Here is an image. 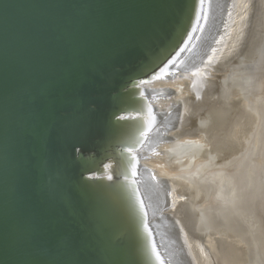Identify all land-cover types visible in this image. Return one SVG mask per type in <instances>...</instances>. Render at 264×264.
<instances>
[{
    "label": "water",
    "instance_id": "95a60500",
    "mask_svg": "<svg viewBox=\"0 0 264 264\" xmlns=\"http://www.w3.org/2000/svg\"><path fill=\"white\" fill-rule=\"evenodd\" d=\"M238 5L0 0V264H195L144 164L180 105L149 84L206 70Z\"/></svg>",
    "mask_w": 264,
    "mask_h": 264
},
{
    "label": "bare ground",
    "instance_id": "6f19581e",
    "mask_svg": "<svg viewBox=\"0 0 264 264\" xmlns=\"http://www.w3.org/2000/svg\"><path fill=\"white\" fill-rule=\"evenodd\" d=\"M252 2L239 0L228 40L221 51L209 56V62L204 65L208 68L199 71L200 77L196 73H184L177 79L149 84L155 89L170 88L172 91L156 101L160 111L180 105L175 123L170 124L165 137L157 141L155 155L144 160V164L154 171L160 183L167 181L169 184L167 189L173 197L167 213L179 224L195 264H245L250 252H257L252 229L258 228L246 225L244 213H247L248 221L260 223L261 231H257L264 238V136L261 145L258 143L259 156L252 152L257 147V134L264 119V74H255L258 83L248 90L241 76L231 87L224 84L229 73L224 74L222 85L218 83L220 79H215L217 72L227 71L230 61H224L236 53L248 30L244 47L257 44L250 65L264 52V0L256 1L258 8L252 14V26L248 28L249 16L255 8ZM260 63L264 65V56ZM202 87L207 90L205 88L200 98ZM238 97L241 101L237 102ZM239 148L236 157L227 156L231 159H222V163L216 160L221 159L220 156L233 155ZM214 159L221 164L214 167L216 162L208 163L209 167L206 162ZM249 166L254 169L253 176L250 175L252 180H249ZM224 174L228 188L226 195L231 193L236 200L231 203L222 197L225 188L220 187L223 193L221 191L222 195L218 196ZM187 225L194 228L196 234L193 235ZM263 238L260 248L264 254ZM256 264H261L258 257Z\"/></svg>",
    "mask_w": 264,
    "mask_h": 264
},
{
    "label": "rangeland",
    "instance_id": "374dc122",
    "mask_svg": "<svg viewBox=\"0 0 264 264\" xmlns=\"http://www.w3.org/2000/svg\"><path fill=\"white\" fill-rule=\"evenodd\" d=\"M257 44H254V45H252V46H250V47H244L243 49H241L242 51L241 52H243L242 54H241V52L240 53H238L234 58H232V60L229 62V63H232V64H229L228 63V65L229 66H227V71H221L220 73L219 72H217L216 73V76L218 77L219 75H220V77L222 78H217L216 76H215V79L217 80V81H219V79H220V81L218 82L220 85H222L223 83H221V82H223L224 80V76L225 75H227L228 73V75H230V76H228L226 79H225V81H224V84H227V85H229L230 84V86L229 87H231V85H235V83H237L236 82V78H239L240 76H241V79H244V82H245V84H246V86L245 87H247V88H245V89H253V87H255L256 85H257V83L258 82H256V79H255V74L257 75V74H259V75H262V74H264L263 72H264V68H263V66L264 65H262L260 62H261V60H262V58H263V54H264V52H263V54H261V56L258 58V60L256 61V62H254L253 63V65L251 66L250 64L252 63L251 62V60L253 59V57L252 56H254V51L255 50H253L254 49V47L256 46ZM248 46V45H247ZM248 48V49H247ZM256 49V48H255ZM244 50V51H243ZM247 50V51H246ZM253 50V51H252ZM264 50V49H263ZM245 55V56H244ZM247 56H248V58H247ZM251 57V58H250ZM255 57V56H254ZM247 59V60H246ZM251 59V60H250ZM239 61V64H238V62L236 63V61ZM243 62H244V64H243ZM234 63V64H233ZM244 65V67H243V65ZM248 66V68H246V65ZM234 65V66H233ZM235 65H237V66H235ZM242 65V66H241ZM257 65V66H256ZM251 66V67H250ZM260 66V67H259ZM231 67V68H230ZM235 67V68H234ZM230 68V69H229ZM231 70V71H230ZM235 70V71H234ZM242 73H241V72ZM256 71V72H255ZM230 72H232V73H230ZM237 72V73H236ZM240 72V73H239ZM259 72H262V73H259ZM217 74H219V75H217ZM225 74V75H224ZM245 77V78H244ZM233 81H232V80ZM240 79V78H239ZM246 79V80H245ZM223 80V81H222ZM229 80V81H228ZM234 81H235V83H234ZM248 83H247V82ZM248 84V85H247ZM250 91V90H249ZM257 91V90H256ZM258 92V91H257ZM260 96V95H259ZM259 96H257V97H259ZM241 98H237V99H235L237 102H238V100L239 101H241L240 100ZM236 101H234V102H236ZM251 101H254L253 100V98L251 99ZM236 102V103H237ZM264 119L262 120V123H261V125H260V130H259V132H258V134H257V139H256V145L255 146H257V147H254V149H253V151L252 152H254L253 154H254V156H256V157H258L259 156V154H258V152H259V150L257 149L258 148V146L259 145H261V141H262V138H263V136H264ZM258 143H259V145H258ZM241 148H242V146H241ZM242 150V149H241ZM257 150V151H256ZM239 151H240V148L238 149V151H235V152H233L234 154L233 155H231V154H228V155H225V157L223 156V157H221L220 156V158L221 159H219V158H217L216 160L217 161H221V163L222 162H224L223 160H225V158H228V157H231V156H233V158H234V156L236 157V154L238 153L239 154ZM256 151V152H255ZM229 152V151H228ZM231 152V151H230ZM260 153V152H259ZM228 156V157H227ZM232 158V157H231ZM231 158H228V159H231ZM219 159V160H218ZM223 159V160H222ZM227 160V159H226ZM211 161V162H210ZM217 161H215V159H214V161L213 160H209L208 162H206V164H208V163H210L211 165L214 163V162H216V164H214V165H212V166H214V167H217L218 165H220L219 163H217ZM210 164H208V166L210 167L211 165ZM218 164V165H217ZM215 165H217V166H215ZM207 165H205L204 167H206ZM208 166L206 167L207 169H208ZM250 167V166H249ZM252 174H251V173ZM253 172H254V169L253 168H251L250 167V169H249V172H248V175H249V180H252L253 178H251V176L250 175H252L253 176ZM250 173V174H249ZM251 178V179H250ZM226 181V179H225V174L223 175V176H221V180H220V183H219V186H218V188H219V192H218V196H221L222 194H221V191L223 190L224 191V193H223V191H222V193H223V195H222V197H223V199L225 198L228 202H230L231 203V201L232 202H234V201H236L235 199H234V197L232 196V194L230 193V196L229 195H226V189H228L227 188V183L225 182ZM224 182V183H223ZM222 183V184H221ZM220 187L221 188H223L222 190L220 189ZM225 194V195H224ZM227 197V198H226ZM226 201V202H227ZM239 206H242V204L241 205H239ZM246 212V211H245ZM245 214H247V213H244V215H243V219H244V222H246V225H249V227L250 228H258L257 230H259L260 229V231H261V228H260V226L261 225H259L260 223L259 222H256V224H253V222H251V221H248V216L246 217V215ZM249 222V223H248ZM251 222V223H250ZM248 223V224H247ZM249 228V229H250ZM257 230H253L252 229V232H253V235H254V239L257 241L256 242V244H257V246H256V250L255 251H257L256 253L252 250L251 252H250V257L246 260V263L245 264H256V262H257V257H258V259L260 260V263L261 264H264V254L262 253V250H261V242H263V240H261L262 238H263V234H261V232H259V231H257ZM259 233V234H258ZM262 237V238H261ZM258 238V239H257ZM264 239V238H263Z\"/></svg>",
    "mask_w": 264,
    "mask_h": 264
}]
</instances>
